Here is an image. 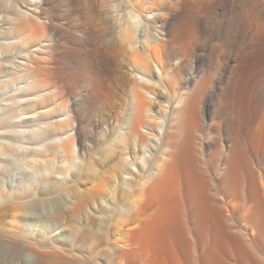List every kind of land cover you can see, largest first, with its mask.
Wrapping results in <instances>:
<instances>
[{
  "label": "bare ground",
  "instance_id": "6f19581e",
  "mask_svg": "<svg viewBox=\"0 0 264 264\" xmlns=\"http://www.w3.org/2000/svg\"><path fill=\"white\" fill-rule=\"evenodd\" d=\"M11 2L0 51L60 40L22 63L54 91L0 97V264H264V0Z\"/></svg>",
  "mask_w": 264,
  "mask_h": 264
},
{
  "label": "rangeland",
  "instance_id": "374dc122",
  "mask_svg": "<svg viewBox=\"0 0 264 264\" xmlns=\"http://www.w3.org/2000/svg\"><path fill=\"white\" fill-rule=\"evenodd\" d=\"M149 1H151V0H149ZM11 3H12L11 0H4V5L5 6L6 5L7 6L11 5ZM5 6H4V8H5ZM24 6L25 5L23 4L21 9L25 13V7ZM28 13L32 14L30 12H28ZM153 15H154V13L152 12V13H149L147 16H148L149 19H151L153 17ZM3 16H5L4 13L2 11H0V30L2 29L3 26L6 25L5 24L6 20H4L5 17H3ZM139 20L141 21V23L139 22V24H140L139 28L142 29V27L144 25V22H145L144 18L141 16L139 18ZM81 28H82V30L86 29V27H81ZM152 32H153V36L150 37V41L151 42L154 41V38L159 36L157 30H153ZM29 33H27V34H29ZM25 34L26 33L24 32V33H21V35L16 36L14 38V40H13V44L11 46H9V49L0 51V80H2V81L3 80H9L7 85L0 87V97H2V96L10 97L12 95H15L16 98L20 100V103L22 105H25V100H26L25 97L26 96L29 97L30 99H35V98L39 99L40 95L46 94V92H48V91H50L49 93H51L52 91H54L55 87H57V85H56L57 83L54 81L55 79L48 77L49 80L53 79V80H51L52 82L50 84L48 83V85L45 86L46 84L44 85V84H41L40 82H33V87H30V90L27 92V95H25V86H26V84L31 83L32 80L35 78V75H32V74H28L27 75V73H26V71L24 69V66H22V63L25 62L24 61L25 56L28 54L29 50L32 51V52H35L36 54H40V53H42V51L40 49H41V46H43V43L44 44L52 43V45H53V44H56L57 40H60V38L58 37V35L56 33H50L52 38H53V40H51L50 42H49L50 34L48 36H45L46 39H45V37H44V39H43V37H38V36H40L39 33L38 34L36 33L38 35L37 36L38 38H35L36 37L35 33H33V36L35 35L34 37L32 36V34L30 35V37L27 34L26 35ZM53 35H55L56 37H54ZM25 36H28L29 38L28 37L26 38ZM31 36L35 40H37V42L35 40H33V38ZM30 38L32 39V41L30 40ZM25 39H27V40H25ZM26 41H28V44L30 43V41L31 42L35 41V42H33L32 44L30 43L29 46H26L25 45L27 43ZM45 41L47 43H45ZM64 41L65 42L70 41L69 37L64 38L63 42ZM140 41H141L140 38L137 39V42H136L137 46H140L143 42H145L147 44V40L143 39L142 43ZM52 64L56 65L55 63H52ZM153 65H154V67H156L155 63H153ZM49 67L51 68V71L48 70V72H53V73H50V75L55 74L56 66H52L50 64ZM42 76L45 77V75H42ZM42 76L39 78V80H41ZM42 79H44V78H42ZM45 81L47 82V80H45ZM41 82L43 83V80ZM52 87H54V88H52ZM3 98L4 97H2V99ZM50 98L51 99L49 101L50 102L49 103V108H53V109L57 108L56 107V105H57L56 98L53 97V95ZM10 104H12V101H4L3 104L0 106V110H2L3 108H5L7 105H10ZM39 105H35L34 109H39ZM27 112L28 111L23 110L20 113V115H21L20 118L21 119H19V122L16 123V125L20 129H23V125L25 127V124H32L33 123L32 120L36 117L34 114H32V113L28 114ZM60 117L56 116L55 118H57L59 120L60 119H65L66 115H61ZM7 135L10 137V140L13 138V136H16V137L13 138V141L15 143L20 142V143H24L25 144L26 142L29 141L28 135H20L19 132H17L16 130L8 132ZM87 143H85V145L83 147L84 148L83 152H85L83 154H86L87 150L90 148L89 143L88 144ZM88 145H89V147H88ZM27 146L29 147L28 144H27ZM79 152H80L79 147L76 146V157H75V160L77 159V161H79L78 159H80L78 157L80 155ZM138 152L140 154L141 150H138ZM129 158L131 159L132 156L128 157V160H130ZM13 159L14 160H13L12 164L9 165V167H7V171H6L7 172L6 175H7L8 180H11L15 185H17V184H19L20 178L22 176H24V173H25V177L34 179L35 180V184H37V182H38L37 180L39 178V174L36 171H34L33 167H27V168H25V170H21V167L17 165V162H16L17 158L14 157ZM59 160H60L59 161V165H61V166L62 165L65 166L66 165L67 157L60 156ZM131 166H132L131 168H134V164L131 165ZM72 169H71V172L70 171L65 172L64 170L60 171V172L55 171L56 173L53 172L52 176L55 177L56 179L62 180L63 182H65L66 185L71 184V183L74 184L76 182L75 185L76 184L77 185L75 187H79V189L78 188H74V189L79 192V195H81V193H83L82 196H84L85 195V191L91 186V184L88 183L87 180L83 179V178L79 179L78 181L76 180L75 182L72 181L73 180L72 177H73V174H74V173H72V171H73ZM125 176H124L125 178L128 177L127 174ZM78 184H80V185H78Z\"/></svg>",
  "mask_w": 264,
  "mask_h": 264
}]
</instances>
